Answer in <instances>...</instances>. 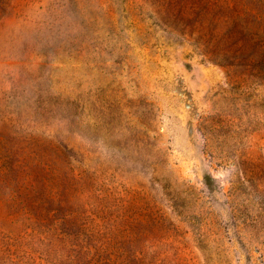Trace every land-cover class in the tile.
<instances>
[{
    "label": "rangeland",
    "instance_id": "374dc122",
    "mask_svg": "<svg viewBox=\"0 0 264 264\" xmlns=\"http://www.w3.org/2000/svg\"><path fill=\"white\" fill-rule=\"evenodd\" d=\"M0 264H264V0H0Z\"/></svg>",
    "mask_w": 264,
    "mask_h": 264
}]
</instances>
